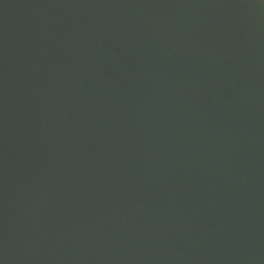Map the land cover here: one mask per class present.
Returning a JSON list of instances; mask_svg holds the SVG:
<instances>
[{
    "label": "water",
    "instance_id": "1",
    "mask_svg": "<svg viewBox=\"0 0 264 264\" xmlns=\"http://www.w3.org/2000/svg\"><path fill=\"white\" fill-rule=\"evenodd\" d=\"M0 264H264V0H0Z\"/></svg>",
    "mask_w": 264,
    "mask_h": 264
}]
</instances>
